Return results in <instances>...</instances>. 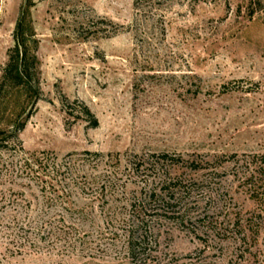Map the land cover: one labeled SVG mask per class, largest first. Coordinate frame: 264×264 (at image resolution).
<instances>
[{"label":"rangeland","instance_id":"374dc122","mask_svg":"<svg viewBox=\"0 0 264 264\" xmlns=\"http://www.w3.org/2000/svg\"><path fill=\"white\" fill-rule=\"evenodd\" d=\"M23 9L39 92L0 88V264H264V0H0V76ZM154 175L181 188L131 257L107 214Z\"/></svg>","mask_w":264,"mask_h":264},{"label":"trees","instance_id":"16d2710c","mask_svg":"<svg viewBox=\"0 0 264 264\" xmlns=\"http://www.w3.org/2000/svg\"><path fill=\"white\" fill-rule=\"evenodd\" d=\"M32 28L30 21H28V11L23 9L16 21L14 29V46L9 51L8 60L2 69L0 76V88L6 87L9 91L7 95L11 94L13 90H25L31 92L33 96H36L39 92V81H38V67L37 57L34 52L36 48L35 40L32 39ZM82 112L89 116L93 122V126L98 124L97 119L93 116L87 106L81 105ZM24 127V123H21L18 128H14V137L17 138L19 131ZM7 129L0 127V147L5 148L9 144H15L14 141L7 140ZM17 145V144H16ZM89 154V153H86ZM167 157V155H163ZM151 163L145 161V165ZM173 164H177L176 162ZM143 163L135 164L136 169H140ZM49 168L51 169L49 171ZM20 172L26 176L35 178L39 183H44L45 186L49 187V174L52 177L53 184H65L69 187L72 186H84L85 182H81L78 179H73L69 175L73 174L69 163H60L54 159H49V156H39L32 154L30 157H25L22 164L20 165ZM152 177L151 181H141L145 183L141 196L135 197L123 190L122 194L124 197V203L119 208L120 211L114 210L109 212V215H119V229L126 231L127 248L129 255L134 256L140 245L139 239H145L146 235V224L148 217H168L173 214L170 210L175 200L174 193L176 190H180L181 183L176 180L165 181L163 177L156 176ZM251 176V175H249ZM48 180V181H47ZM102 185L108 182L110 186H115L117 183H109V177L106 175L101 179ZM154 180V181H153ZM158 180V181H157ZM93 183V182H92ZM92 183H89L91 186ZM124 183V182H123ZM100 184V183H98ZM123 187V185H122ZM169 214V215H166ZM137 231L139 233H137ZM134 233H137L135 235ZM145 234V235H144Z\"/></svg>","mask_w":264,"mask_h":264}]
</instances>
